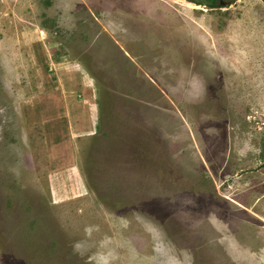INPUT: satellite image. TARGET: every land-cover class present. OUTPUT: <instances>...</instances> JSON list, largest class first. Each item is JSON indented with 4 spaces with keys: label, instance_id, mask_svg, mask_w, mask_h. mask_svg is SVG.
Segmentation results:
<instances>
[{
    "label": "rangeland",
    "instance_id": "374dc122",
    "mask_svg": "<svg viewBox=\"0 0 264 264\" xmlns=\"http://www.w3.org/2000/svg\"><path fill=\"white\" fill-rule=\"evenodd\" d=\"M0 264H264L259 0H0Z\"/></svg>",
    "mask_w": 264,
    "mask_h": 264
},
{
    "label": "water",
    "instance_id": "95a60500",
    "mask_svg": "<svg viewBox=\"0 0 264 264\" xmlns=\"http://www.w3.org/2000/svg\"><path fill=\"white\" fill-rule=\"evenodd\" d=\"M261 4L264 6V0H259ZM224 3V0H214L215 6H221Z\"/></svg>",
    "mask_w": 264,
    "mask_h": 264
},
{
    "label": "trees",
    "instance_id": "16d2710c",
    "mask_svg": "<svg viewBox=\"0 0 264 264\" xmlns=\"http://www.w3.org/2000/svg\"><path fill=\"white\" fill-rule=\"evenodd\" d=\"M208 1H210V3H213L214 2V0H208Z\"/></svg>",
    "mask_w": 264,
    "mask_h": 264
}]
</instances>
